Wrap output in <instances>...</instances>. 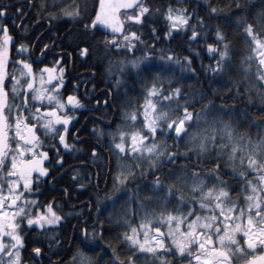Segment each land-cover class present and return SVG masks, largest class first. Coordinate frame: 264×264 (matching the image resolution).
<instances>
[{"label": "snow or ice", "instance_id": "6c2138e0", "mask_svg": "<svg viewBox=\"0 0 264 264\" xmlns=\"http://www.w3.org/2000/svg\"><path fill=\"white\" fill-rule=\"evenodd\" d=\"M62 3L63 0H53L50 5L42 2L40 7L57 10L45 13L52 22L65 17L82 18L78 2L61 6ZM197 3L204 15L185 7L166 6L164 38L180 30L188 33L190 44L194 40L214 41L206 43L200 52L210 61L201 64L208 80L201 87L210 89L215 96L216 85L236 82L223 79L231 62L227 34L219 25L210 24L205 29V17L234 23L250 43V53L241 58V68L246 76L252 73L258 87L237 88L230 94L235 100L243 91L252 107L248 93L254 90L264 115V0H228L225 7L212 0ZM253 3L258 8L256 12L251 11ZM7 7L0 4V17L9 15ZM150 11L151 6L144 0H99L95 15L85 25L86 29L104 25L111 31L103 44L117 53L124 51L125 55H118L105 70L107 75H115L116 84L126 72L140 77L156 70L152 80L145 79L142 84L141 103H132L130 108L122 106L121 121L116 128L106 130L116 158L113 187L126 186L155 173L146 183L154 195L144 198L148 203L139 198L136 201V223L132 222L130 206L108 214L109 221L123 229L117 232L123 257L114 246L102 243L103 221L96 224L94 220L89 225L85 220L83 227L74 230L66 248L55 239L58 233L49 231L62 224L64 215L55 210V201L38 206L33 199V188L48 172L43 166L48 152L43 150L45 145L38 133L65 150L74 149L75 145L67 142L66 132L75 117L64 112L68 109L74 113L83 105L74 94L63 97L64 68L59 59L38 69L20 55L10 61L8 46L12 38L7 25H0V264H27L21 255L25 247L21 235L24 225L48 233L53 242L49 250L55 248L53 264H264V121L255 116L248 120L249 125L259 124V139H255L239 129L250 115L244 108L213 103L204 91L186 92L180 84L172 87L174 81L165 74L175 73L178 67L181 72H195L190 68V57L177 58L168 50L159 57L163 63H148L153 59L151 47L136 55V46L142 43L140 34L128 29L139 25ZM190 21L194 23L190 25ZM26 47L17 45L20 52ZM85 51L81 49L80 54ZM190 51L200 56L195 49ZM254 58L258 61L255 71ZM39 59L35 62L39 63ZM9 63L16 66L11 72L7 69ZM201 101L193 128L191 108ZM234 113H238V119ZM93 132L97 137L105 134L104 129L95 126ZM56 154L59 163V150ZM91 155L96 158L95 147ZM165 164L170 168L163 169ZM161 171L172 181L165 183ZM101 199L97 198L95 219L103 210ZM32 253L39 256L41 249L35 247Z\"/></svg>", "mask_w": 264, "mask_h": 264}, {"label": "trees", "instance_id": "16d2710c", "mask_svg": "<svg viewBox=\"0 0 264 264\" xmlns=\"http://www.w3.org/2000/svg\"><path fill=\"white\" fill-rule=\"evenodd\" d=\"M22 1L23 3H21ZM42 2L50 5L53 3V0H0V4L8 5L7 11L9 13L5 20L0 17V25L6 24L9 35L15 37V19L10 15L14 16L17 9L22 10V13L29 12V15L26 17V21L29 24H32L34 17L39 14L45 16L46 12L57 11L50 7H40ZM74 2L79 3L82 18L77 20L65 17L63 20L58 19L56 22H52L47 18L50 25L49 32L51 34L56 33L57 37L60 38L59 42L56 43L60 48L66 47L68 51H71L72 68L76 69V72H79V70L86 72L84 73V75H87L84 96L91 98H85L82 104L85 109L82 113L79 111L73 113L69 110L64 112V114L74 115L75 117L74 122L70 121L68 131L66 132L67 142L75 145L74 149L65 150L61 145L55 144V141L51 138L45 139L42 134L38 133L45 145L43 150L48 152L46 162L43 163L48 172L40 177L39 184L33 188V199L39 202L38 206L55 201V204L58 205V207L54 206L55 210L64 215V220L58 228L49 229V231L58 233L55 239L60 242L61 247H68L69 241L74 236V230L83 227L85 220L88 221L89 225L94 220L96 224H100V221H103V229L105 231L103 232L102 243L105 247H108V245L114 246L118 254L123 257L125 252L122 249L121 243L117 240V232L123 229L117 228L114 222L109 221L108 214L109 212H121L130 206L132 222L136 223V201L139 198L141 201L148 203L144 198L154 195L148 191L146 183L151 182L155 173L143 179L138 178L133 180L126 186L113 187L112 175L116 171V158L108 143L109 137L106 130L109 127L116 128L117 123L121 121L122 106L130 108L132 103L137 105L141 103L143 99L142 84L145 79L151 81L156 70L153 69L152 72H145L140 77L132 72H126L121 82L116 84L114 82L115 75L109 76L105 70L110 61L115 60L118 55H125L124 51L121 50L117 53L114 49L107 48L103 44L107 34L101 32L99 29L85 28V25L95 14L97 0H63L61 6ZM144 2L151 6L152 11L146 14V18H142V22L139 25L128 29L138 32L142 41V43L137 44L135 54L140 55L144 49L151 47L153 59L148 61V63L153 64L163 63L159 60V57L165 55L168 50H171L177 58L182 56L190 57L192 60L190 68L195 69V72H181L178 67L175 73L165 74L174 81L171 86L175 87L176 84H180L186 92L204 91L209 93L206 98L213 103L235 104L237 110L244 108L250 115L248 119L239 124V129L246 132L249 136L259 139V124H248V120L253 116L257 117L260 121H264L257 93L254 90L248 93V96L252 100V107H249L246 102L243 91L238 93V98L235 100H233V96L230 94V91L235 92L237 88L242 90L246 86L249 88H252L254 85L258 87L255 84L252 73L246 76L241 68V58L250 53V43L236 25L234 23L219 21L215 18L209 19L205 17V29L210 24L219 25L222 31L227 34L226 39L231 44V62L228 66L227 74L223 79L225 81L236 82L235 84L225 83L223 87L216 85V95L212 96L210 89L201 87L208 83L201 64H207L210 61L200 50L206 43L214 41L194 40L190 44L188 33L180 30H173L168 39H165L163 36L167 27L163 18L166 6L185 7L196 15H204V9L200 7L197 0H144ZM212 3L225 7L228 4V0H212ZM251 11H258L254 3L251 6ZM121 19H123V16H121ZM191 23H194V21H190V25ZM153 29H155V32H153ZM207 34L211 35V33ZM41 44L42 46L47 45V47L51 45L49 41L45 40ZM81 49H86L82 58L80 57L82 56L80 54ZM190 49L200 52V56L197 57ZM8 51L9 60L15 61L17 56L15 55L14 43H9ZM257 63L258 61L254 58L253 71H255ZM13 68H15L14 63L7 65L9 72ZM89 71L95 72V77L91 82H88L89 77H91ZM164 86L167 88L168 83L165 82ZM62 95L66 97L67 93L62 91ZM11 99V96H9L10 101ZM79 99L80 101L83 100ZM189 99H192V97H189ZM202 103L201 101V103L192 105L193 128L196 127L195 112L202 106ZM34 107L35 105H33ZM233 115L237 119L239 118L238 113H234ZM106 121L110 123L106 124ZM94 126L104 129L105 134L97 137L93 132ZM75 137L79 138L77 142H74ZM168 142L170 143L171 141L169 140ZM53 144H55V148L52 147ZM180 144L181 148H183V141ZM93 147L97 150L95 159L91 155ZM57 150H59V157L61 158L59 163L57 162ZM176 163L179 166L180 161L177 160ZM162 167L163 169H168L170 165L165 164ZM161 177L165 183L172 181V177L167 176L164 171H161ZM98 197L103 198L100 202V207L103 210L100 211L99 219H95L98 211ZM109 200L113 202L109 203ZM106 204L107 206L105 207ZM108 229H112V231L109 232L107 231ZM21 235L24 238L25 245L21 255L27 264H53L56 259L53 256L55 248L51 251L49 250V245L53 242L48 238L47 232L36 227L24 225L21 229ZM35 247L41 249L39 258H36L32 253V249ZM177 264H181V262L177 261Z\"/></svg>", "mask_w": 264, "mask_h": 264}, {"label": "flooded vegetation", "instance_id": "af4514ba", "mask_svg": "<svg viewBox=\"0 0 264 264\" xmlns=\"http://www.w3.org/2000/svg\"><path fill=\"white\" fill-rule=\"evenodd\" d=\"M23 3V1L21 2ZM30 6V4H29ZM20 7V6H19ZM29 15V12H23L20 10L19 12L16 11V14L10 15L13 19H15V25H16V31H15V37L12 38V43H14V50L15 55H20L21 58H28L30 62L33 63V68L38 69L44 64H47L49 66L52 65V63L56 60H60L61 66L64 68V82L62 84L61 92L64 91L68 94H74L78 98H81V103L83 104L85 98H91V97H85V87L87 79L84 75V71L79 70V72H76V69L72 68L73 61L72 59V53L71 51H68L65 48H60L57 42H59L60 38L57 37V34H51L49 32L50 25L48 24V19L46 16L39 14L34 17V21L32 24H29L26 21V17ZM16 16V17H15ZM3 20L6 19V17H1ZM43 25L45 26L43 28ZM25 39L27 40L25 42ZM49 41L51 43L50 48L46 47L45 45L42 46L43 41ZM24 44L26 45V51L20 52V50L17 48V45ZM11 48V47H9ZM79 53V52H76ZM28 55V57H27ZM39 59V63H36V58ZM81 58L83 57L80 56ZM83 60V59H82ZM82 65V64H81ZM16 67V66H15ZM58 71V70H57ZM91 77H89L88 82H91L93 78L95 77V72H90ZM80 92H79V91ZM66 95V97H67ZM23 98V97H21ZM85 107H81L76 111H79L82 113L84 111ZM68 109H65V111ZM79 138H74V142H77Z\"/></svg>", "mask_w": 264, "mask_h": 264}, {"label": "water", "instance_id": "95a60500", "mask_svg": "<svg viewBox=\"0 0 264 264\" xmlns=\"http://www.w3.org/2000/svg\"><path fill=\"white\" fill-rule=\"evenodd\" d=\"M97 6H99V0H97ZM96 6V7H97ZM121 11H123V10H121ZM95 15V14H94ZM94 28H97V29H99L101 32H103V33H105V34H109V32L111 31L110 29H106V27L104 26V25H96ZM94 28H92V29H94ZM106 124H109L110 122H108V121H106L105 122ZM36 258H39V256H35Z\"/></svg>", "mask_w": 264, "mask_h": 264}, {"label": "rangeland", "instance_id": "374dc122", "mask_svg": "<svg viewBox=\"0 0 264 264\" xmlns=\"http://www.w3.org/2000/svg\"><path fill=\"white\" fill-rule=\"evenodd\" d=\"M262 54H264V53H262Z\"/></svg>", "mask_w": 264, "mask_h": 264}]
</instances>
